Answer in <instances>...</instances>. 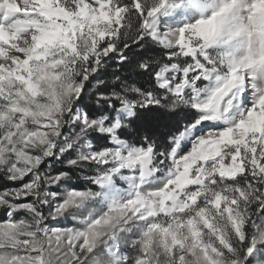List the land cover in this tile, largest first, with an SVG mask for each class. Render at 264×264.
Instances as JSON below:
<instances>
[{"label": "snow or ice", "instance_id": "obj_1", "mask_svg": "<svg viewBox=\"0 0 264 264\" xmlns=\"http://www.w3.org/2000/svg\"><path fill=\"white\" fill-rule=\"evenodd\" d=\"M0 182V264H264V0H0Z\"/></svg>", "mask_w": 264, "mask_h": 264}, {"label": "rangeland", "instance_id": "obj_2", "mask_svg": "<svg viewBox=\"0 0 264 264\" xmlns=\"http://www.w3.org/2000/svg\"><path fill=\"white\" fill-rule=\"evenodd\" d=\"M146 46H148V47H152L153 48V52H154V55L153 56H155V55H158L159 54V48L157 47V46H155V45H153V44H151V42L149 41V42H147L145 45H144V47H146ZM113 71V69L112 68H109L108 69V72L110 73V72H112ZM123 75H125V76H129V75H132L130 72H128V71H125L124 73H123ZM103 78H105V79H110V76H105V77H103ZM134 79H135V77H133Z\"/></svg>", "mask_w": 264, "mask_h": 264}, {"label": "trees", "instance_id": "obj_3", "mask_svg": "<svg viewBox=\"0 0 264 264\" xmlns=\"http://www.w3.org/2000/svg\"><path fill=\"white\" fill-rule=\"evenodd\" d=\"M134 53H139V54H142L145 56H153L154 55L153 48L148 47V46L144 47L143 49L136 48V49H134ZM130 55H131V53H130ZM86 103H90V102L86 101ZM2 186H3L2 182H0V187H2Z\"/></svg>", "mask_w": 264, "mask_h": 264}]
</instances>
